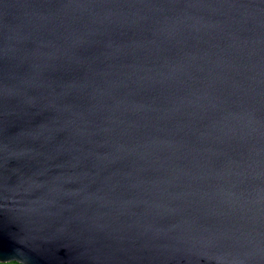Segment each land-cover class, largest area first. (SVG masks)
Instances as JSON below:
<instances>
[{
    "label": "water",
    "instance_id": "water-1",
    "mask_svg": "<svg viewBox=\"0 0 264 264\" xmlns=\"http://www.w3.org/2000/svg\"><path fill=\"white\" fill-rule=\"evenodd\" d=\"M264 264V0H0V263Z\"/></svg>",
    "mask_w": 264,
    "mask_h": 264
},
{
    "label": "trees",
    "instance_id": "trees-1",
    "mask_svg": "<svg viewBox=\"0 0 264 264\" xmlns=\"http://www.w3.org/2000/svg\"><path fill=\"white\" fill-rule=\"evenodd\" d=\"M0 264H19L17 262H10V263H0Z\"/></svg>",
    "mask_w": 264,
    "mask_h": 264
}]
</instances>
